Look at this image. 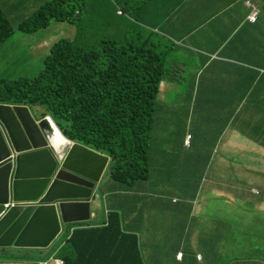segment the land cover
I'll list each match as a JSON object with an SVG mask.
<instances>
[{
	"label": "trees",
	"instance_id": "16d2710c",
	"mask_svg": "<svg viewBox=\"0 0 264 264\" xmlns=\"http://www.w3.org/2000/svg\"><path fill=\"white\" fill-rule=\"evenodd\" d=\"M80 1H46L18 26L21 31L35 32L48 28L51 21L68 22L76 25L77 33L74 40L62 39L53 44L35 78L0 80V103L43 106L71 140L112 159L107 182V219L101 225L72 227L73 233L67 234L51 255L64 264H147V241L154 231L145 228L161 223L159 216L166 222L181 211L173 202L177 190L182 194L199 192L202 177L195 165L204 166L215 157L216 138L208 149L201 146L208 136L214 131L219 136L232 128L264 148V66L259 64V57L264 59V6L255 24H243L234 35H230L233 29L228 30L226 40L215 49L224 48L218 61L210 59L214 53L202 54L208 52L204 48L189 51L191 61L198 64L201 58L209 66L224 62L230 49H248L249 44L252 51L249 50L248 58L241 55L236 62L230 59L238 62L237 70L243 69L239 74L241 83L234 90L231 81L235 74L228 72L221 74L216 87L203 85L192 70L188 73L190 79L176 80V70L183 68L187 60L165 38L169 36L166 27H155L160 19L172 16V23L173 17L187 16L191 11L193 17L197 13L202 19L199 30L216 27L229 5L219 7L217 0H190L182 4L180 0L174 6L175 0H115L109 9L100 7V17L90 26V21L82 17L85 4ZM229 1L233 2L227 0L226 4ZM118 4L123 15H118ZM91 11L88 6L87 12ZM237 18L240 25L245 16ZM15 31L16 27L0 9V45ZM251 75L256 80L250 81ZM162 84L172 88L174 85L175 90L169 93L165 87L161 91ZM227 90L231 91V99L236 97L235 101L222 100L230 95ZM173 95L185 101L181 107L184 116L175 115L173 109L177 123L173 132H165L176 140L172 145L170 137L163 135L164 146L154 148L153 166L163 167L154 176L150 169V141L156 126L155 113L158 102H173ZM194 120L200 121L196 135ZM186 133L193 134L188 150L183 148ZM148 206L157 213V220L146 224L144 211ZM255 246L259 244L252 245ZM259 253L251 258L256 259Z\"/></svg>",
	"mask_w": 264,
	"mask_h": 264
},
{
	"label": "crops",
	"instance_id": "0c3cea01",
	"mask_svg": "<svg viewBox=\"0 0 264 264\" xmlns=\"http://www.w3.org/2000/svg\"><path fill=\"white\" fill-rule=\"evenodd\" d=\"M45 1L0 0V9L14 24V27H17L18 23L31 16ZM176 1H173V6ZM227 5L230 6V9L227 12L224 11V16L221 18L220 24H216V27L213 25L209 29L199 30L198 25L202 19L200 20L197 13L193 17L194 11H191V14L187 16L177 15L173 17V25L170 23L172 16L160 19V21L156 18L158 22L155 27L161 30L166 27L167 34L173 36V39L183 47L204 48L208 51L202 52L204 55L208 53L219 55L224 51V48L215 49L218 44L226 40L227 28H237L239 26L237 16L243 17L247 14V9L237 6V3L234 5L232 1H229ZM186 11L189 10L186 9ZM233 12L237 14L234 15ZM188 16L191 17L188 18ZM192 17L195 21L193 24L190 21ZM10 39H14L9 44L13 46L11 56L15 57L10 60L19 64L21 60L27 58V65L21 67L20 70H27L30 67L31 72L23 76H31L33 72L40 69L42 61L49 56L51 47L49 33L45 31L25 33L17 30ZM4 44H8L7 41ZM189 51L183 50L178 54L183 60H187L184 61L183 68L180 69L181 72L186 71L185 73L182 72V80L190 79L188 73L192 70L197 74H202L203 85L212 86L222 79L221 74L228 72L235 74L231 81L234 90L240 85L239 74L243 73V69L237 70L238 62L235 63L240 57L235 58L232 55L239 54L248 58V49H238V47H235L234 51L230 49L228 52L230 55L226 57L224 62L209 66L201 58L198 59V64L195 60L191 61ZM230 59H235V62ZM191 63L196 65L193 66ZM232 65H235V68ZM249 77L250 81L256 80L254 75ZM227 93L230 95L222 99L224 102L236 100V97L230 98L232 96L230 90H227ZM176 100L182 101L179 98ZM254 145L257 147L256 149L253 146L254 150L264 154V148L256 143ZM227 153L228 151L225 154ZM222 160L224 161L223 170H226L223 176L227 179L229 176L228 180L230 181L211 176L212 170L217 166L216 158L206 162L207 166H205L206 163L204 166L196 163L195 166L200 172V177H202L198 194H182L177 190L178 195L177 197L174 196V199L175 197L179 199L176 204L181 211L174 213L166 222L159 216L161 223H155L154 227L151 228V231L161 235L163 249L168 256L162 259L160 253L151 250L155 245L150 244L147 248L149 253L145 255L147 264H264V177L245 180L242 178L246 175L239 172L235 176L237 179L234 180L231 178L230 167L239 168L241 165H238L230 156L225 157V159L222 158ZM107 178L103 176L101 183H99V197L91 207L92 219L98 223L105 218L103 209L108 205L106 204L107 186L109 184L106 183L108 182ZM148 208L151 209L149 206ZM149 209L146 208L144 211L146 224L150 220H154V222L157 220V213L153 209H151L152 211ZM229 213L232 217L227 221L226 218ZM167 231L169 232L167 233ZM248 238H250L249 241L246 240ZM256 243L261 247L257 258L253 261L240 262L237 259L236 251L242 250L248 256L252 250V245ZM180 251L184 253L183 261L176 258L177 252ZM49 252L52 251L15 249L1 251L0 264H36L32 261V257L44 256ZM198 255H201V261L198 260Z\"/></svg>",
	"mask_w": 264,
	"mask_h": 264
},
{
	"label": "water",
	"instance_id": "95a60500",
	"mask_svg": "<svg viewBox=\"0 0 264 264\" xmlns=\"http://www.w3.org/2000/svg\"><path fill=\"white\" fill-rule=\"evenodd\" d=\"M108 161L51 117L0 104V250H48L66 227L89 223Z\"/></svg>",
	"mask_w": 264,
	"mask_h": 264
},
{
	"label": "rangeland",
	"instance_id": "374dc122",
	"mask_svg": "<svg viewBox=\"0 0 264 264\" xmlns=\"http://www.w3.org/2000/svg\"><path fill=\"white\" fill-rule=\"evenodd\" d=\"M115 0H84L85 7L81 9L82 17L86 18L90 22V26H93L97 19L100 17V7H106L109 9L110 3H114ZM261 5H264V0H261ZM82 3V0L80 1V4ZM260 4V3H258ZM92 7V11L90 13L87 12V7ZM260 6V5H259ZM45 32H48L51 37V47L53 44L58 42L62 39H68V40H74L76 33H77V27L75 24L68 23V22H57V21H51L50 26L43 30ZM105 34V33H103ZM13 42L14 39H9L7 41L8 44H3L0 47V79L8 78L5 80H17L19 78H22L23 75H26L28 72H31V68L28 67L27 70H20L21 67L27 65V58H24L20 61V63H13L12 58H15L14 56H11V52L13 51V46H11L9 43ZM248 50L252 51L249 44L247 45ZM233 57L237 58L240 57L239 54L232 55ZM43 62V61H42ZM259 64L264 66V59L259 57ZM43 68V63L40 67V69L36 72H33V74L29 77L30 79L35 78L40 71ZM186 72V71H182ZM181 73V72H180ZM178 79V77H177ZM173 98L176 100L178 99L175 95H173ZM177 105V103H174ZM183 106L185 104H182ZM179 106V105H178ZM44 108L43 106H39V108ZM180 109L175 111V115L182 117L184 116L183 108L179 107ZM228 111L230 110L227 107ZM156 126L155 131L152 133V138L150 141L151 144V151H150V159H151V168L154 171V176H157V170H163V167L161 164L154 165V159L152 157L154 156V148L157 146H164L162 144V138L163 135H168L167 129L169 132H173V125L177 123V118L173 116V102H158V107L156 109ZM64 123V122H62ZM195 127L194 131L198 130V124L200 121L194 120ZM196 135V131L193 133ZM192 134V135H193ZM218 132L214 131L212 135L208 136L205 139L206 144L201 143V146L205 145V148L208 149L211 145V142L217 139L215 141L216 149L219 151V155L216 158V167L212 170L211 176L217 179H228L225 178L223 175L226 170H223L224 168V161L225 157H231L238 165H241L239 168L236 167H230L231 168V178L236 180V175H238L239 172H243L246 176H244L242 179H248V178H261L264 177V154L261 152H257L253 149V146L257 149V147L254 145L255 143L251 140V138H248L241 133L234 131L232 129H226L222 135L218 136ZM214 135V136H213ZM169 136V135H168ZM170 137V136H169ZM197 137V136H195ZM173 136L170 137V142L173 145ZM228 151L227 154H225ZM217 155V154H216ZM109 172L107 171L104 175V177H109ZM230 181V180H228ZM146 182V181H145ZM144 182V183H145ZM232 215L229 213L228 217L226 218L227 221L231 219ZM147 226V225H146ZM147 243L154 244L155 247L151 248L152 251H156L161 254L162 259L167 258L168 254L163 249L162 245V238L161 235L158 232H155L153 236L148 239Z\"/></svg>",
	"mask_w": 264,
	"mask_h": 264
},
{
	"label": "clouds",
	"instance_id": "9594fccd",
	"mask_svg": "<svg viewBox=\"0 0 264 264\" xmlns=\"http://www.w3.org/2000/svg\"><path fill=\"white\" fill-rule=\"evenodd\" d=\"M46 1H50V0H46ZM45 1V2H46ZM178 2H180V0H177ZM188 2V1H190V0H182L181 1V4L183 3V2ZM218 1V4H219V6H221V5H223V4H225V5H227L225 2L227 1V0H217ZM240 1H242V4H239V2ZM261 0H233V4L235 5L236 3L238 4L237 6H241V7H243V8H245V9H247V14H246V16H245V18L242 20V22H241V24L237 27V28H234L233 30H232V32H231V34L230 35H234L238 30H239V28H240V26H242L243 24H245V23H249V24H255L257 21H258V19L261 17V14H262V7L264 6L263 4L261 5V2H260ZM258 3H260V4H258ZM43 5V4H42ZM41 5V6H42ZM260 5V6H259ZM40 6V7H41ZM118 6V8H119V11H118V15H123V10L119 7V4L117 5ZM181 6V5H180ZM179 6V7H180ZM39 7V8H40ZM38 8V9H39ZM37 9V10H38ZM254 9H256L257 10V18H256V20L254 21V22H252V21H250V19H249V17L252 15V13H253V11H254ZM37 10H35L34 12H33V14L37 11ZM111 11V10H110ZM3 13V12H2ZM4 14V13H3ZM33 14L31 15V16H29V17H27V18H25V19H23L20 23H18V26L24 21V20H26V19H29V18H31L32 16H33ZM6 17V16H5ZM9 20V19H8ZM13 24V23H12ZM14 25V24H13ZM18 26L16 27V31L17 30H19L18 29ZM50 26V25H49ZM48 26V27H49ZM76 26V25H75ZM47 28H45V29H40V30H38V31H43V30H46ZM230 28H227V31L229 30ZM15 31V32H16ZM19 31H21V30H19ZM153 31H154V29H153ZM158 31V29H155V32H157ZM14 32V33H15ZM22 32H24V31H22ZM35 32H37V31H35ZM25 33H33V32H25ZM14 35V34H13ZM12 35V36H13ZM11 36V37H12ZM10 37V38H11ZM9 38V39H10ZM166 39H168L170 42H172V43H174V45L176 46V47H178L180 50L178 51V53L177 54H180L181 53V51H183V50H194V48H191V47H183L182 45H180L176 40H174L173 39V36H168V37H165ZM8 39V40H9ZM7 40V41H8ZM60 41V40H59ZM58 41V42H59ZM5 43V42H4ZM3 43V44H4ZM1 46V45H0ZM50 50H51V47H50ZM203 54V53H202ZM49 55H50V53H49ZM210 59L211 60H217V59H221V57L218 55V54H213V55H211L210 56ZM218 61V60H217ZM43 67H44V61H43ZM43 69V68H42ZM180 70H176V74H174V78L177 80V77H178V80H182L181 78H182V76H179L180 75ZM182 73V72H181ZM30 76H22V78H29ZM202 79V74H197V79ZM6 79V78H5ZM5 79H0V80H5ZM19 79H21V78H19ZM30 79V78H29ZM18 80V79H17ZM6 81H13V80H6ZM167 83H172V82H167ZM221 85L222 84H218V88L219 87H221ZM165 87H167L168 89H169V93L171 92V89H173V90H175V88H174V85H173V88H172V86L170 85H166V84H162V86L160 87V89H161V91H163L164 89H165ZM215 87H216V85H215ZM168 93V94H169ZM174 99V98H173ZM175 100V99H174ZM173 102H175V103H177V105H175L174 103H173V109H174V112L176 111V110H178V108L179 107H182L183 105L182 104H184L185 103V101L183 100V101H177V100H175V101H173ZM0 104H4V105H10V106H15V105H20V106H25V107H28L29 109H30V111L32 112V113H34V114H36V115H38V116H40V118H46V117H51V119L53 120V122H54V124L58 127V129L60 130V132L62 133V135L65 137V138H67L68 140H70L73 144H76V143H78V144H80V145H82V146H85V147H87V148H89L90 150H92V151H94V152H96V153H98V154H100V155H102V156H105V157H107L108 159H109V161H108V163H107V166H106V169H105V171H104V173H103V175H102V178H103V176L105 175V173L108 171L109 172V170H110V166H111V162H112V159L108 156V155H106V154H104V153H101V152H98L97 150H95V149H93V148H90V147H88V146H86V145H84L83 143H80V142H77V141H74V140H71L65 133H64V131H63V129L59 126V123L52 117V115L50 114V113H48V111H46V109L45 108H39V106H34V105H28V104H7V103H0ZM179 105V106H178ZM181 105V106H180ZM176 106V107H175ZM193 108V107H192ZM192 141H193V135H192V133H186V135H185V138H184V141H183V148L185 149V150H188V149H191V147H192ZM214 153V155H215V157H217L218 156V153H219V151L216 149V151H214L213 152ZM217 154V155H216ZM213 155V156H214ZM214 157V158H215ZM213 158V159H214ZM102 178H101V180H100V182L99 183H101V181H102ZM108 179V181H109V177L107 178ZM99 183L97 184V190H96V194L98 195L97 196V199H96V201H95V203L97 202V200H98V197H99V191H100V186H99ZM107 183V182H106ZM189 194H198V192L197 193H189ZM257 194H258V191H257ZM179 201V199L178 198H175L174 200H173V202L174 203H177ZM106 204H107V200H106ZM93 205V204H92ZM14 206V204H10V205H5V209L8 211L11 207H13ZM92 210V209H91ZM109 210H110V207L107 205L106 206V208H104L103 209V212H104V215H105V218L102 220L101 219V221L98 223L97 221H95L94 219H92V212H91V219H90V222L89 223H84V225L86 226V225H90V226H93V223H97V224H99V225H101L102 223H103V221H105L106 219H107V216H108V214H109ZM136 216V215H135ZM79 225H83V224H75V225H71V226H68V227H66L65 228V230L63 231V233H62V235H61V237L59 238V242H57V245H54L53 247H51L50 249H48V250H36V251H52L53 252V250L62 242V240L64 239V237H66V235L67 234H72L73 233V231L75 230V228H72V227H74V226H79ZM145 229H147V230H151V227L150 226H147ZM169 231H167V233H168ZM155 233V232H154ZM153 233V234H154ZM153 234H152V236H153ZM12 249H14V248H11V249H6V250H0V252L1 251H8V250H12ZM15 250H18V249H15ZM21 251H23V250H21ZM259 251H261V247L260 246H255V247H252V250H251V252H250V255L249 256H246L245 254H244V252L242 251V250H237L236 251V256H237V259L240 261V262H244V261H253V259L251 258V255H257V253L259 252ZM51 252V253H52ZM51 253L49 252V253H47L46 255H44V256H39V257H47V256H50V258H48V259H46V260H32V261H34V263H36V264H56V262H61L62 264H64V262L62 261V260H60V259H56L55 258V256H54V254H52L51 255ZM45 254V253H44ZM39 257H35V258H39ZM249 257V258H248ZM33 258V257H32ZM31 258V259H32ZM176 258H177V260H179V261H183V258H184V253L183 252H177V254H176ZM198 260L199 261H201V255H198Z\"/></svg>",
	"mask_w": 264,
	"mask_h": 264
},
{
	"label": "built area",
	"instance_id": "2783aa9c",
	"mask_svg": "<svg viewBox=\"0 0 264 264\" xmlns=\"http://www.w3.org/2000/svg\"><path fill=\"white\" fill-rule=\"evenodd\" d=\"M257 16V10L254 9L252 15L249 17L250 21L254 22L256 20ZM56 264H62L61 262H56Z\"/></svg>",
	"mask_w": 264,
	"mask_h": 264
},
{
	"label": "bare ground",
	"instance_id": "6f19581e",
	"mask_svg": "<svg viewBox=\"0 0 264 264\" xmlns=\"http://www.w3.org/2000/svg\"><path fill=\"white\" fill-rule=\"evenodd\" d=\"M62 142H63V140H62Z\"/></svg>",
	"mask_w": 264,
	"mask_h": 264
}]
</instances>
